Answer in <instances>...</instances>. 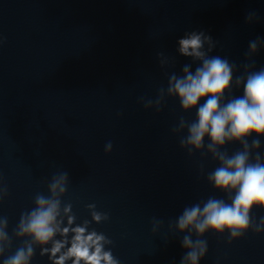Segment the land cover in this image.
Returning a JSON list of instances; mask_svg holds the SVG:
<instances>
[{
  "label": "clouds",
  "instance_id": "9594fccd",
  "mask_svg": "<svg viewBox=\"0 0 264 264\" xmlns=\"http://www.w3.org/2000/svg\"><path fill=\"white\" fill-rule=\"evenodd\" d=\"M255 18V13H249L246 22L251 23ZM177 44L179 55L191 58L193 63L199 62L195 71L192 64H184L182 75L170 74L167 89L160 88L155 100L141 98V102L145 109L154 107L159 112L165 98L169 97L179 100L184 113L195 110L194 120L188 121L181 116L172 132L180 136V147L189 156L199 152L218 162V167L207 173V181L216 191L227 194L228 200L210 196L206 201L186 206L174 224L175 230L184 234L181 244L187 249L180 264H200L208 251V242L203 239L206 233L223 235L227 232L230 244L249 230L257 234L264 232V217L257 222L252 216L254 209L264 210V155L259 151L260 138L264 137V67L252 70L256 64L252 57L264 47V39L257 37L249 41L245 53L248 62L243 64V74L235 77L238 71L235 62L209 55L216 42L205 31L186 32ZM157 57L161 67L169 63L164 52H158ZM233 87L242 88L243 94L225 102L226 94L231 96ZM232 143H239L242 150L231 155L222 151ZM111 151L109 141L105 152ZM68 183V172H59L48 183L49 195L36 194L35 207L21 213L13 229V236L23 243L7 256L5 253L11 249L13 241L8 233V218L0 217L3 264H31L37 247L40 256L47 255L51 264H120L111 248L105 247L113 241L104 233L90 229L92 222L108 221V213L97 211L95 204H88L91 221L85 219L77 224L72 204L62 207ZM7 195V186L0 182V201ZM162 224L163 221L153 218V233ZM172 227L170 223L169 228Z\"/></svg>",
  "mask_w": 264,
  "mask_h": 264
}]
</instances>
